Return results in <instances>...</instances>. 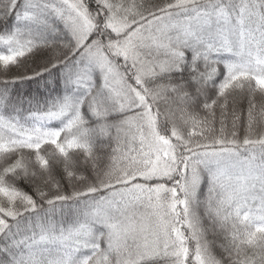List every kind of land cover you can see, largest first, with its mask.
<instances>
[{
  "label": "snow or ice",
  "instance_id": "1",
  "mask_svg": "<svg viewBox=\"0 0 264 264\" xmlns=\"http://www.w3.org/2000/svg\"><path fill=\"white\" fill-rule=\"evenodd\" d=\"M0 264H264V0H0Z\"/></svg>",
  "mask_w": 264,
  "mask_h": 264
},
{
  "label": "trees",
  "instance_id": "2",
  "mask_svg": "<svg viewBox=\"0 0 264 264\" xmlns=\"http://www.w3.org/2000/svg\"><path fill=\"white\" fill-rule=\"evenodd\" d=\"M24 88H34L35 85H24ZM246 106V105H245ZM217 253L219 254V249H217Z\"/></svg>",
  "mask_w": 264,
  "mask_h": 264
}]
</instances>
